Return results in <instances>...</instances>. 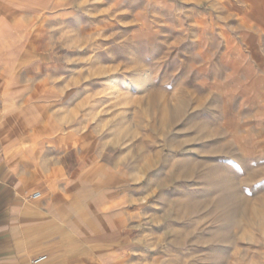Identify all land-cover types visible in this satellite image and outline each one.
Returning a JSON list of instances; mask_svg holds the SVG:
<instances>
[{
    "label": "rangeland",
    "instance_id": "374dc122",
    "mask_svg": "<svg viewBox=\"0 0 264 264\" xmlns=\"http://www.w3.org/2000/svg\"><path fill=\"white\" fill-rule=\"evenodd\" d=\"M5 1L0 107L72 148L134 264H264V0Z\"/></svg>",
    "mask_w": 264,
    "mask_h": 264
},
{
    "label": "crops",
    "instance_id": "0c3cea01",
    "mask_svg": "<svg viewBox=\"0 0 264 264\" xmlns=\"http://www.w3.org/2000/svg\"><path fill=\"white\" fill-rule=\"evenodd\" d=\"M11 115L0 107V264H32L40 254L46 260L39 264H134L135 243L117 214L93 203L72 148L39 132L25 135ZM25 147L37 154L26 155Z\"/></svg>",
    "mask_w": 264,
    "mask_h": 264
},
{
    "label": "built area",
    "instance_id": "2783aa9c",
    "mask_svg": "<svg viewBox=\"0 0 264 264\" xmlns=\"http://www.w3.org/2000/svg\"><path fill=\"white\" fill-rule=\"evenodd\" d=\"M39 196H40V193L38 191H36V192L32 193L31 198H37ZM45 260H46V255L40 254V255H37L36 257L32 258L30 262L32 264H39Z\"/></svg>",
    "mask_w": 264,
    "mask_h": 264
},
{
    "label": "bare ground",
    "instance_id": "6f19581e",
    "mask_svg": "<svg viewBox=\"0 0 264 264\" xmlns=\"http://www.w3.org/2000/svg\"><path fill=\"white\" fill-rule=\"evenodd\" d=\"M145 76H146V75L142 76L141 78L143 79ZM141 78H140V79H141ZM141 81H142V80H141Z\"/></svg>",
    "mask_w": 264,
    "mask_h": 264
}]
</instances>
